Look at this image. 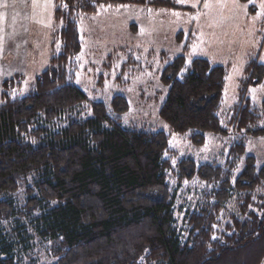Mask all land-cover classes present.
<instances>
[{
  "label": "trees",
  "instance_id": "16d2710c",
  "mask_svg": "<svg viewBox=\"0 0 264 264\" xmlns=\"http://www.w3.org/2000/svg\"><path fill=\"white\" fill-rule=\"evenodd\" d=\"M247 3L249 0H239ZM62 14L61 54L41 72L32 90L10 99L12 80L2 82L0 105V264H40L23 261L10 231L29 232L46 244L52 264H263L264 164L253 156L232 180L245 155V140L236 143L224 166L177 164L178 180L199 179L211 186L203 202L185 217L189 230L181 240L174 226V193L163 154L168 136L161 131L121 127L118 116L128 109L116 96L111 111L91 105L90 116L78 112L86 102L68 80L63 66L80 50L75 11L93 12L99 4L146 5L147 0H56ZM153 6L178 9L169 1ZM60 14V11H57ZM226 69L180 55L160 74L167 94L159 117L197 146L204 135L226 134L219 111ZM264 64L248 63L240 84L232 126L247 137H263L260 116L247 92L262 84ZM264 109V101L261 103ZM232 192L239 195L241 218L229 214L224 231L215 226ZM258 200V201H257ZM259 201L262 203L258 204ZM257 202V203H256ZM257 207V211L253 209ZM228 214V212H226Z\"/></svg>",
  "mask_w": 264,
  "mask_h": 264
},
{
  "label": "rangeland",
  "instance_id": "374dc122",
  "mask_svg": "<svg viewBox=\"0 0 264 264\" xmlns=\"http://www.w3.org/2000/svg\"><path fill=\"white\" fill-rule=\"evenodd\" d=\"M147 1L144 6L99 4L90 13L75 11L80 50L67 59L63 68L70 83L86 98L78 111L82 117L90 116L94 103L104 104L115 117L111 102L122 96L128 105L127 111L118 116L122 128L161 131L168 136L163 159L171 165L167 180L175 197L174 226L184 241L189 230L187 212L205 200L211 186L199 179L179 181L176 167L182 159L190 158L197 165L224 166L230 149L245 140L246 152L233 170L232 180L241 171L246 156H253L259 166L264 164V136L247 137L232 126L246 66L252 60L264 64V0H162L171 2L176 10L152 5L160 0ZM63 13H67V8L56 0H0V105L2 82L13 81L6 91L10 99L22 98L33 89L37 76L61 54ZM180 55L186 64L202 58L226 69L219 111L226 134H206L200 146L194 145L189 135L173 132L159 117L167 94L160 74ZM247 97L260 116L259 127L263 128L264 80L250 88ZM239 205V195L232 192L226 211L219 217L220 224L215 226L218 233L224 231L229 214L241 218ZM253 209L257 211V207ZM5 228L0 223V237L7 235ZM18 233L10 231L23 261H55L47 245L35 239L28 229L26 234Z\"/></svg>",
  "mask_w": 264,
  "mask_h": 264
}]
</instances>
